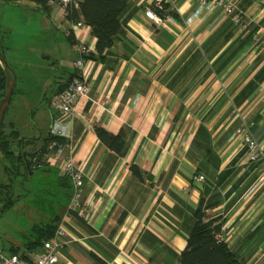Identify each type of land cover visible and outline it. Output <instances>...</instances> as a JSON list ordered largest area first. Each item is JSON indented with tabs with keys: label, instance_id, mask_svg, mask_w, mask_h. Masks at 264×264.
Returning <instances> with one entry per match:
<instances>
[{
	"label": "crops",
	"instance_id": "1",
	"mask_svg": "<svg viewBox=\"0 0 264 264\" xmlns=\"http://www.w3.org/2000/svg\"><path fill=\"white\" fill-rule=\"evenodd\" d=\"M263 1L238 0L250 20L244 31L221 6L188 22L197 0H171L178 18L157 26L145 15L152 0L130 1L104 59L91 57V89L72 117V143L85 173L83 198L92 208L89 220L68 215L72 186L59 163L44 167L54 185L71 187L56 214L66 229L57 264H100L93 254L108 264H180L201 199L208 216H222L224 238L245 264H264V180L259 163L247 161L235 135L239 111L255 121L264 147V46L253 39L254 32H264ZM49 12L50 26L61 25L66 35L73 29L57 0L50 1ZM74 34L76 44L96 53L89 25ZM2 45L9 47L3 38ZM75 71V66L64 69L47 83L48 129L34 147L42 145L57 115L50 96ZM96 126L124 130L122 155L100 140ZM7 243L0 239V250L10 254L14 247L24 251L27 241ZM38 250L27 252L32 260Z\"/></svg>",
	"mask_w": 264,
	"mask_h": 264
},
{
	"label": "rangeland",
	"instance_id": "2",
	"mask_svg": "<svg viewBox=\"0 0 264 264\" xmlns=\"http://www.w3.org/2000/svg\"><path fill=\"white\" fill-rule=\"evenodd\" d=\"M0 28L4 55L16 77L11 102L4 116V131L14 128L21 136H45L48 123L45 113V90L49 81L68 69L73 71L76 56L61 25L50 26L45 13L32 0L0 4ZM65 60H69V63ZM3 96L0 95V102ZM36 143L29 144L31 150ZM18 149V146H15ZM5 159L0 152V183L10 180L5 169ZM45 176V168L35 170L27 179L19 176L9 190L0 192V239L24 244L34 239V225L49 222L66 206L71 187L54 185ZM14 200L6 209L5 204Z\"/></svg>",
	"mask_w": 264,
	"mask_h": 264
},
{
	"label": "trees",
	"instance_id": "3",
	"mask_svg": "<svg viewBox=\"0 0 264 264\" xmlns=\"http://www.w3.org/2000/svg\"><path fill=\"white\" fill-rule=\"evenodd\" d=\"M19 0H0L1 3H16ZM36 2L37 7L47 16H50L49 3L51 0H32ZM131 0H80L78 6L74 3L66 4V16L73 22L82 20L91 27L92 34L96 37V53H91L90 57L104 59L106 52L113 46L115 37L122 29L121 17L127 9ZM156 11L162 16L171 15L178 18V13L170 8L169 3H165L163 8H156ZM67 37L71 44H76L77 40L73 29H69ZM3 50V45H2ZM4 52V50H3ZM74 75V74H73ZM72 75V76H73ZM71 76V78H72ZM69 79V81L71 80ZM67 82V84L69 83ZM6 75L3 67L0 65V95L4 96L6 90ZM66 84V85H67ZM65 88V87H64ZM61 88L60 90H62ZM59 90V91H60ZM95 131L100 140L110 149L119 155H122L125 148L126 136L124 130L118 133H112L101 126H96ZM37 138L21 136L15 128L10 132L4 131L0 144V152L5 159V169L8 172L9 182L0 183V192L6 188L9 190L13 186L16 177L27 179L30 177V171L44 168L45 165H39L43 155L47 152L49 143L53 139L65 141L62 137H53L49 133L43 139L40 147L26 149L29 144H34ZM18 146V149L15 148ZM29 169L27 168V164ZM135 175L142 177V171L136 164L131 165ZM72 186V185H71ZM14 200L6 202V209L14 204ZM204 199H201L194 211V223L189 232L187 243L180 255V264H245L241 256L233 250L226 242L223 232V218L221 215L210 217L206 212ZM61 221L60 216L53 217L49 222L34 225V239L27 241L24 251L19 247H14L12 253L20 254L22 258L28 259L31 264L32 258L27 253L40 249L44 241L54 237L56 229ZM223 238H219L218 235ZM94 258L100 264H108L105 260L93 254Z\"/></svg>",
	"mask_w": 264,
	"mask_h": 264
},
{
	"label": "built area",
	"instance_id": "4",
	"mask_svg": "<svg viewBox=\"0 0 264 264\" xmlns=\"http://www.w3.org/2000/svg\"><path fill=\"white\" fill-rule=\"evenodd\" d=\"M63 7L66 4L74 3L78 6L80 0H57ZM171 0H152L151 5L145 9V15L155 25H164L166 19H176L171 15L162 16L156 8H163L165 3ZM264 4V1H263ZM221 6L232 21L244 31L248 28L250 20L243 10L240 9L238 0H197V5L191 17L186 20L191 22L193 18L209 14L215 8ZM66 11V10H65ZM84 22L79 20L73 22V31L82 26ZM253 39L257 47L264 46V32L256 31ZM76 58L74 65L76 71L69 83L60 91L53 93L48 103L57 112L49 128V134L53 137H62L65 141L53 139L48 146L47 152L43 155L39 165L59 163L62 170L68 176L72 191L67 204L68 215L76 214L85 220H89L92 215L91 206L83 198V187L85 173L75 154V144L72 143V117L75 115L76 106L82 96H86L91 89L90 78L92 74L93 59L90 57L92 52L89 45L79 43L75 45ZM241 121L235 130V135L241 138L242 147L248 162L259 163L260 178L264 180V147L255 135V121L241 116L236 112ZM199 181H204L205 176L199 175ZM66 235L64 220H62L55 232L54 237L44 241L42 247L37 251L33 264H57L59 249L63 245L61 238ZM219 238H223L220 234ZM0 264H31L28 259L22 258L20 254H5L0 250Z\"/></svg>",
	"mask_w": 264,
	"mask_h": 264
},
{
	"label": "water",
	"instance_id": "5",
	"mask_svg": "<svg viewBox=\"0 0 264 264\" xmlns=\"http://www.w3.org/2000/svg\"><path fill=\"white\" fill-rule=\"evenodd\" d=\"M0 62L2 64L7 79L5 94L0 102V144H1L4 116L9 106V103L11 102V98L15 87V81H16L14 70L9 66L8 61L2 50L1 28H0ZM26 164H27V168L29 169V165L27 162ZM30 175H33L32 171H30Z\"/></svg>",
	"mask_w": 264,
	"mask_h": 264
}]
</instances>
